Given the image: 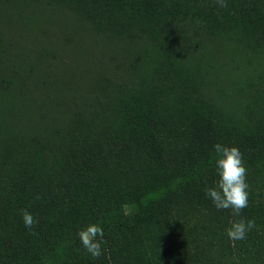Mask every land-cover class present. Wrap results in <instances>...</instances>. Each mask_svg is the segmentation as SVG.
I'll list each match as a JSON object with an SVG mask.
<instances>
[{"label": "trees", "instance_id": "trees-1", "mask_svg": "<svg viewBox=\"0 0 264 264\" xmlns=\"http://www.w3.org/2000/svg\"><path fill=\"white\" fill-rule=\"evenodd\" d=\"M157 7L151 28L172 39L150 61L175 67L170 89L146 75L109 109L89 85L83 100L65 96L30 130L0 120V205L20 203L11 218L0 212V264H264V67L226 104V93L179 63V50L202 38L195 23L181 24L180 6ZM254 9L264 27V3ZM9 128L21 131L16 141ZM217 143L243 153L250 196L239 217L205 193L218 180ZM23 209L38 218L36 234ZM241 218L256 228L233 242L226 230ZM90 223L104 229L99 258L77 235Z\"/></svg>", "mask_w": 264, "mask_h": 264}, {"label": "rangeland", "instance_id": "rangeland-1", "mask_svg": "<svg viewBox=\"0 0 264 264\" xmlns=\"http://www.w3.org/2000/svg\"><path fill=\"white\" fill-rule=\"evenodd\" d=\"M129 1L0 0V120L30 130L37 115L65 96L83 100L89 85L109 109L131 87L128 83L146 75L158 90L170 89L167 75L175 76V67L150 61L157 57V45H170L172 39L166 32L155 34L150 25L161 1L170 12L180 6L176 12L186 19L181 24L195 23L191 33L202 34L179 50L181 67L192 69L217 94L226 93V104L256 76L255 68L264 67V54L258 52H264V27L254 9L264 0H226V8L216 0ZM202 16L206 33H199L196 23ZM17 128H9L13 141L20 137ZM135 208L129 204L125 211ZM17 209L20 203L0 205L9 218Z\"/></svg>", "mask_w": 264, "mask_h": 264}, {"label": "clouds", "instance_id": "clouds-1", "mask_svg": "<svg viewBox=\"0 0 264 264\" xmlns=\"http://www.w3.org/2000/svg\"><path fill=\"white\" fill-rule=\"evenodd\" d=\"M218 7L226 8V0H216ZM217 156L215 168L218 180L215 186L206 187L205 193L218 210L230 209L234 216H241L242 210L249 205L250 185L247 180V167L243 153L237 146L214 145ZM40 197L37 196V199ZM24 226L35 233L39 220L29 210H21ZM256 228L255 219L241 218L234 220L226 230L228 238L235 242L247 238L248 233ZM83 248L93 258L103 254L104 229L100 223H90L77 233Z\"/></svg>", "mask_w": 264, "mask_h": 264}]
</instances>
